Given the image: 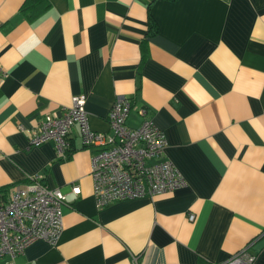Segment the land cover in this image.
Wrapping results in <instances>:
<instances>
[{
	"label": "crops",
	"instance_id": "1",
	"mask_svg": "<svg viewBox=\"0 0 264 264\" xmlns=\"http://www.w3.org/2000/svg\"><path fill=\"white\" fill-rule=\"evenodd\" d=\"M0 69V189L39 173L67 196L55 242L15 264H212L243 247L264 264V0H0ZM77 94L98 131L115 95L130 127L145 107L183 185L95 208L75 125L64 157L26 146Z\"/></svg>",
	"mask_w": 264,
	"mask_h": 264
},
{
	"label": "built area",
	"instance_id": "2",
	"mask_svg": "<svg viewBox=\"0 0 264 264\" xmlns=\"http://www.w3.org/2000/svg\"><path fill=\"white\" fill-rule=\"evenodd\" d=\"M4 73L0 69V74ZM83 103L84 95H71L60 113L44 114L26 146L50 139L54 155L64 157L70 148V129L75 125L81 146L92 148L89 176L95 208L114 200L151 196L183 185L180 172L164 157L163 132L145 116V107H136L139 123L129 127L125 117L130 100L115 95L106 114L108 130L98 131L88 126ZM77 192L74 185L69 195ZM66 198L58 189L44 185L39 173L29 175L22 185L0 189V256L8 257L5 264H15L13 256L33 240L55 242L61 227V206ZM193 216L192 212H186L188 221ZM254 257L243 247L226 260L212 264H252Z\"/></svg>",
	"mask_w": 264,
	"mask_h": 264
},
{
	"label": "rangeland",
	"instance_id": "3",
	"mask_svg": "<svg viewBox=\"0 0 264 264\" xmlns=\"http://www.w3.org/2000/svg\"><path fill=\"white\" fill-rule=\"evenodd\" d=\"M137 125H138V124H137ZM137 125H136V126H137ZM136 126H134V127H136ZM129 127H130V126H129Z\"/></svg>",
	"mask_w": 264,
	"mask_h": 264
},
{
	"label": "bare ground",
	"instance_id": "4",
	"mask_svg": "<svg viewBox=\"0 0 264 264\" xmlns=\"http://www.w3.org/2000/svg\"><path fill=\"white\" fill-rule=\"evenodd\" d=\"M70 149V148H69ZM69 151V150H68Z\"/></svg>",
	"mask_w": 264,
	"mask_h": 264
}]
</instances>
